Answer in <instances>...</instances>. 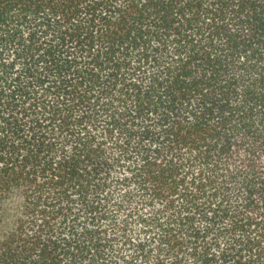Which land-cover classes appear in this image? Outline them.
I'll list each match as a JSON object with an SVG mask.
<instances>
[{"label": "trees", "instance_id": "trees-1", "mask_svg": "<svg viewBox=\"0 0 264 264\" xmlns=\"http://www.w3.org/2000/svg\"><path fill=\"white\" fill-rule=\"evenodd\" d=\"M0 264H264V0H0Z\"/></svg>", "mask_w": 264, "mask_h": 264}]
</instances>
